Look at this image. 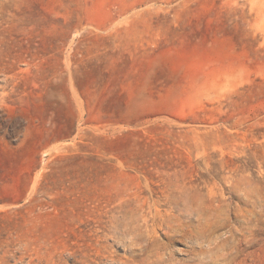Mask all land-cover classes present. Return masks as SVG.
I'll list each match as a JSON object with an SVG mask.
<instances>
[{
	"label": "rangeland",
	"instance_id": "rangeland-1",
	"mask_svg": "<svg viewBox=\"0 0 264 264\" xmlns=\"http://www.w3.org/2000/svg\"><path fill=\"white\" fill-rule=\"evenodd\" d=\"M0 264H264V0H0Z\"/></svg>",
	"mask_w": 264,
	"mask_h": 264
},
{
	"label": "bare ground",
	"instance_id": "bare-ground-1",
	"mask_svg": "<svg viewBox=\"0 0 264 264\" xmlns=\"http://www.w3.org/2000/svg\"><path fill=\"white\" fill-rule=\"evenodd\" d=\"M154 231H155V230H154ZM153 250H154V249H153ZM156 250H157V249H156ZM156 250H155V251H156ZM157 254H158V253H157ZM153 257H154V256H153ZM156 257H157V256H156Z\"/></svg>",
	"mask_w": 264,
	"mask_h": 264
}]
</instances>
